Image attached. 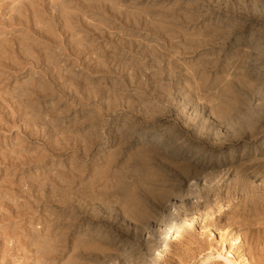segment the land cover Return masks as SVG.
<instances>
[{
    "label": "rangeland",
    "instance_id": "obj_1",
    "mask_svg": "<svg viewBox=\"0 0 264 264\" xmlns=\"http://www.w3.org/2000/svg\"><path fill=\"white\" fill-rule=\"evenodd\" d=\"M221 236L264 264V0H0V264H194Z\"/></svg>",
    "mask_w": 264,
    "mask_h": 264
},
{
    "label": "bare ground",
    "instance_id": "obj_2",
    "mask_svg": "<svg viewBox=\"0 0 264 264\" xmlns=\"http://www.w3.org/2000/svg\"><path fill=\"white\" fill-rule=\"evenodd\" d=\"M102 1L105 2V0H102ZM106 2H107V0H106ZM82 19H83V18H82ZM195 74H196V73H195ZM193 78H194V77H193ZM193 78H192V79H193ZM202 85H203V84H202ZM204 85H205V83H204ZM205 86H206V88H207L208 85H205ZM198 88H200V86H199ZM196 89H197V88H196ZM200 89H201V88H200ZM200 89H199V91H201ZM203 89H204V88H203ZM192 90H193V89H192ZM192 92H193V91H192ZM231 134H232V133H231ZM232 137H234V136H232ZM235 137H236V136H235ZM215 144H216V143H215ZM215 144H214V145H215ZM213 147H214V146H213ZM144 152H145V151H144ZM146 152H147V151H146ZM151 152H152V151H151ZM152 154H154V152H153ZM155 155H156V154H155ZM150 156H151V155H150ZM157 157H158V156H157ZM154 158H155V157H153V159H154ZM159 160L161 161V159H159ZM152 161H153V160H151V162H152ZM154 161H155V159H154ZM157 161H158V160H156V162H157ZM161 162H162V161H161ZM161 162H160V164H161ZM154 163H155V162H154ZM162 163H163V162H162ZM152 164H153V163H152ZM152 164H151V165H152ZM155 165H156V164H155ZM256 165H257V164H256ZM164 166H165V164H164ZM253 166H254V165H253ZM106 167H107V166H106ZM108 167H109V166H108ZM153 167H154V166H153ZM161 167H162V166H161ZM161 167H160V168L155 167V168L161 170ZM164 168H165V167H163V169H164ZM185 168H186V167H185ZM251 168H252V167H251ZM106 169H107V168H106ZM111 169H112V168H111ZM188 169H189V168H188ZM260 169H262V168H260ZM107 170H108V169H107ZM130 170H132V169H130ZM127 171H128V170H127ZM166 171H167V170H166ZM241 171H242V172H241ZM167 172H169V171H167ZM240 172H241V174L239 175V181H238V182H246L247 176H250V175L253 176V174L256 173L255 171L250 170L248 166H245L244 168H241V169H240ZM111 173H112V172H111ZM258 173H260V172H258ZM126 174H127V173H126ZM174 175H175V174H174ZM235 175H236V174H235ZM257 175H258V174H257ZM261 175H262V174H261ZM122 176H123V178H124V180H125V177L129 176V174H128L127 176H125V177H124V175H122ZM136 176H137V175H136ZM136 176H135V177H136ZM179 176H180V175H179ZM179 176H178V177H179ZM196 176H197V175H196ZM111 177H112V176H111ZM115 177H116V176H115ZM168 177H169V175H168ZM197 177H199V176H197ZM255 177H256V176H255ZM113 178H114V177H113ZM118 178L120 179V177H118ZM136 178H137V177H136ZM140 178H141V176H140ZM140 178H139V179H140ZM151 178H152V177H151ZM151 178H149V179H151ZM181 178H182V177H181ZM186 178H187V177H186ZM129 179H130V178H129ZM137 179H138V178H137ZM154 179H156V178H154ZM176 179H177V178H176ZM176 179H175V180H176ZM97 180H98V179H97ZM132 180H133V179H132ZM142 180H146V179H143V176H142ZM142 180H140V181H142ZM152 180H153V178H152ZM152 180H150V182L154 183ZM166 180H167V179H166ZM170 180H172V179L170 178ZM170 180H169V181H170ZM110 181H112V180L110 179ZM116 181H119V180L117 179ZM120 181L123 182L122 178L120 179ZM129 181H130V180H129ZM146 181H147V180H146ZM159 181H160V180H159ZM167 181H168V180H167ZM187 181H188V180H187ZM121 182H120V184H121ZM142 182H143V181H142ZM150 182H148V183H150ZM180 182H181V181H180ZM180 182H179V183H180ZM113 183L115 184L116 182H113ZM157 183H159V182H157ZM157 183H156V184H157ZM165 183H166V182H165ZM170 183H171V181H170ZM177 183H178V182H177ZM177 183H176V184H177ZM111 184H112V183H111ZM117 184H118V183H117ZM122 184H123V183H122ZM144 184H146L145 181H144ZM166 184H167V183H166ZM171 184H172V183H171ZM171 184H170V185H171ZM174 184H175V183H173V185H174ZM211 184H212V182H211ZM115 185H116V184H115ZM125 185H126V184H125ZM177 185L179 186V184H177ZM188 185H190L189 182H188ZM157 186H158V185H157ZM157 186H156V187H157ZM174 186H175V185H174ZM114 187H115V186H114ZM114 187H113V188H114ZM151 187H152V185H151ZM179 188H180V187H179ZM189 188H190V186H189ZM95 189H96V188H95ZM109 189H110V187H109ZM111 189H112V188H111ZM115 189H116V188H115ZM90 190H91V189H90ZM96 190H97V189H96ZM102 190H103V189H102ZM179 190H180V189H179ZM181 190H182V188H181ZM184 190H185V188H184ZM188 190H189V189L187 188V192H188ZM190 190H191V189H190ZM109 191H110V190H109ZM155 191H156V190H155ZM155 191H152V192H153V194L156 193V194H157V197H156V198H158V195L160 196V193H161V192L158 194V193L155 192ZM159 191H160V190H159ZM191 191H192V190H191ZM89 192H90V191H89ZM89 192H88V193H89ZM98 192H99V191H98ZM107 192H108V191H107ZM107 192H106V193H107ZM152 192H151L150 194H152ZM181 192H182V191H181ZM185 192H186V191H184V193H185ZM90 193H93L92 190H91ZM104 193H105V192H104ZM142 193H143V192H142ZM108 194H110V193H108ZM145 194H146V193H145ZM147 194H148V193H147ZM153 194H152V196H154ZM185 194H187V193H185ZM188 194H189V193H188ZM188 194H187V196H188ZM139 195L141 196V194H139ZM143 195H144V193H143ZM178 195H179V194H178ZM180 195H181V194H180ZM180 195H179V196H180ZM205 195H206V194H205ZM140 196H136L135 198H137V199L134 198L136 201H134L133 204H135V203L137 204L138 197H140ZM147 196H148V195H147ZM155 196H156V195H155ZM203 196H204V195H203ZM111 197H112V196H111ZM116 197H117V196H116ZM116 197H114V198H116ZM141 197H142V196H141ZM141 197H140V198H141ZM150 197H151V196H150ZM182 197H183V195H181V198H182ZM191 197H192V196H191ZM114 198H112L111 200H109L110 203H111V201H112ZM140 198H139V199H140ZM176 198H177V193H176ZM178 198H179V197H178ZM181 198H180V199H181ZM103 199H105V198H103ZM116 199H119V198H116ZM143 199H145V196H144ZM184 199H185V198H184ZM89 200H90V199H89ZM95 200H96V199H95ZM97 200H98V199H97ZM157 200H158V199H157ZM157 200H156V201H157ZM168 200H169V199H168ZM181 200H182V199H181ZM186 200H187V199H186ZM90 201H91V200H90ZM103 201H104V200H103ZM107 201H108V200H107ZM107 201H104V202L108 203L109 201H108V202H107ZM113 201H114V200H113ZM113 201H112V202H113ZM115 201H116V200H115ZM158 201H159V200H158ZM92 202H93V199H92ZM116 202H117V201H116ZM119 202H120V201H119ZM166 202H167V201H166ZM197 202H199V201L197 200ZM90 203H91V202H90ZM98 203H99V202H98ZM110 203H109V204H110ZM117 203H118V202H117ZM138 203H139V202H138ZM154 203H155V202H154ZM156 203H157V202H156ZM159 203H160V202H159ZM100 204H101V205H100ZM103 204H104V203H103ZM111 204H112V203H111ZM111 204H110V205H111ZM115 204H116V203L113 204V207H114ZM194 204H195V203H194ZM95 205H96V203H95ZM99 205H100V208H102V207H101V206H102L101 201H100ZM119 205H120V204H119ZM143 205H144V204H143ZM78 206H79V205H78ZM78 206H77V207H78ZM105 206H106V204H105ZM107 206H108V205H107ZM107 206H106V207H107ZM135 206L138 207L137 205H134L133 207H135ZM146 206H148V205H145V207H146ZM75 207H76V206H75ZM108 207H109V206H108ZM116 207H117V206H116ZM143 207H144V206H143ZM143 207L141 208V206H140L139 210H140V209H143ZM145 207H144V208H145ZM190 207H191V206H190ZM92 208H93V207H92ZM98 208H99V206H98ZM153 208H154V206H153ZM164 208H166V207H163V209H164ZM74 209H75V208H74ZM77 209H79V208H77ZM77 209H75V210H77ZM93 209H94V208H93ZM93 209H90V210L93 211ZM103 209H104V206H103ZM105 209H108V210H109L110 208H105ZM105 209H104V210H105ZM111 209H113V208L111 207ZM111 209L109 210L110 212H111ZM114 209H115V208H114ZM114 209H113V210H114ZM147 209L149 210L150 207H148ZM159 210H160V209H159ZM159 210H158V212H160ZM80 211H81V210H79V212H80ZM92 211H91V212H92ZM94 211H97V210L94 209ZM94 211H93V212H94ZM101 211H102V210H101ZM106 211H107V210H106ZM109 211H108V213H110ZM140 211H141V210H140ZM143 211H144V209L142 210V212H143ZM154 211H155V213L157 214L156 210H154ZM163 211H164V210H163ZM77 212H78V210H77ZM99 212H100V209H99ZM142 212H141V213H142ZM150 212H151V211H150ZM161 212H162V207H161ZM102 213H103V211H102ZM119 213H120V212H119ZM138 213H139V212H138ZM141 213H139V214H141ZM144 213H145V211H144ZM148 213H149V211H148ZM204 213H205V211H204ZM82 214H83V213H82ZM93 214H94V213H93ZM145 214H147V213H145ZM152 214H153V213H152ZM136 215H137V214H136ZM166 215H168V214H166ZM108 216H109V215H108ZM145 216H146V215H145ZM156 216H158V214H157ZM156 216H155V218H157ZM161 216H162V215H161ZM161 216H160V217H161ZM106 217H107V216H106ZM135 217H136V216H135ZM137 217H138V216H137ZM137 217H136V218H137ZM139 217H140V219L142 218L141 221L144 220V219H143V216L141 217V215H140ZM139 217H138V218H139ZM167 217H169V215H168ZM167 217H165V218H167ZM190 217H192V216H190ZM194 217H196V216H194ZM194 217H192V218H194ZM99 218H100V217H98V219H99ZM136 218H135V219H136ZM149 218H151V217H149ZM149 218H147V219H149ZM140 219H139V220H140ZM147 219H146V220H147ZM161 219H163V217L160 218V220H161ZM199 219H200V218H199ZM201 219H202V218H201ZM112 220H113V219H112ZM136 220H138V219H136ZM160 220H159V221H160ZM169 220H170V219H169ZM190 220H191V219H190ZM196 220H197V219L194 218V221H196ZM141 221H140V222H141ZM159 221H158V224H160ZM186 221H187V220H186ZM138 222H139V221H138ZM138 222H137V223H138ZM140 222H139V223H140ZM183 222H184V221H183ZM183 224H184V223H183ZM183 224H182V225H183ZM181 227H183V226H181ZM90 240H91V241H90ZM90 240H89L90 242H86V243H92V244L95 243V242L93 243L94 240H93V241H92V239H90ZM106 240H107V239H106ZM220 240H221L220 245H221V247H222V250H215L214 248H210V249L207 250L206 253H204L203 255H201V256H200V259H199L196 263H194V264H205V263H207V262L212 261L213 258H219V259L223 260L225 264H244V263H243V260L240 259L239 257H237L236 252L234 251V249L229 248V249H226L225 252H224L223 250L225 249V239H224L223 236H221ZM85 241H87V240H85ZM85 241H84V242H85ZM79 242H80V241H79ZM79 242H78V244H79ZM217 242H218V241H217ZM235 242H237V240H235ZM80 243H81V242H80ZM86 243H85V244H86ZM96 243H97V242H96ZM103 243H104V242H103ZM103 243H102V244H103ZM82 244H83V243H82ZM82 244H81V246L79 245L78 248H76V247H77V246H76L77 244H75L76 247H73V248H76L77 250H73V249H72V250L74 251V253H75V251H78L79 248L82 249L83 247H84V248L82 249L83 251L87 250L86 248H88V247H87L88 245L86 244L87 246H86V245L84 246V245H82ZM97 244H98V243H97ZM97 244H94V245H93V246L96 245V248L93 247V246H91V245H90V246H91V248H92L93 250H95V249H97V247L101 246L102 249H100V250H101V253L99 252L100 255H101L102 252H103V253H105V255L108 257V256L111 254V252L114 253V251H109V250L107 251L105 248L103 249V247H105V246L102 247V244L100 245V243H99V244H98L99 246H98ZM104 244H106V243H104ZM104 244H103V245H104ZM82 246H83V247H82ZM81 247H82V248H81ZM85 247H86V248H85ZM69 248H70V247H69ZM67 250H68V249H67ZM82 250H81V251L79 250V251H80L79 253L82 254V252H83ZM110 250H111V249H110ZM88 251H89V250H88ZM88 251H87V252H88ZM90 251H91V250H90ZM90 251H89V252H90ZM97 251H98V250H97ZM89 252H88V254H89ZM91 252L94 253V252H96V251H94V252L91 251ZM92 253H90V254H92ZM97 253H98V252H97ZM97 253H96V255H97ZM106 253L109 254V255H107ZM76 254H77V253H76ZM85 254H86V252H85ZM82 255H83V254H82ZM93 256H95V254H94ZM102 256H103V254H102ZM106 256H105V257H106ZM84 257H85V256H84ZM105 257H104V258H105ZM85 258H86V257H85ZM87 258H88V257H87ZM101 258H102V257H101ZM101 258H100V259H101ZM88 259H89V258H88ZM92 259H93V258H92ZM97 259H99V255H98V258H97ZM97 259H96V260H97ZM96 260H95V261H96ZM101 260L103 261V259H101ZM123 260H126V259H123ZM216 260H218V259H216ZM75 261H76V263H78V262H77L78 260H75ZM87 261H88V260H87ZM83 262H84V261H82V264H84ZM98 262H100V261L98 260ZM72 263H73V262H72ZM72 263H71V264H72ZM76 263H75V264H76ZM88 263H89V261H88ZM96 263H97V262H96ZM100 263H101V262H100ZM100 263H99V264H100ZM122 263H123V262H122ZM140 263H141V262H140ZM78 264H79V263H78ZM80 264H81V262H80ZM85 264H86V262H85ZM89 264H92V263L90 262ZM119 264H120V263H119ZM126 264H128V263H126Z\"/></svg>",
    "mask_w": 264,
    "mask_h": 264
}]
</instances>
